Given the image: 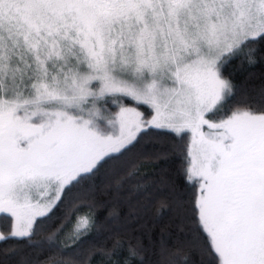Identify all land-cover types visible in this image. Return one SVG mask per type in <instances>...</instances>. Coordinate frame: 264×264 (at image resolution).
<instances>
[{
	"label": "snow or ice",
	"instance_id": "obj_1",
	"mask_svg": "<svg viewBox=\"0 0 264 264\" xmlns=\"http://www.w3.org/2000/svg\"><path fill=\"white\" fill-rule=\"evenodd\" d=\"M262 59L264 0H0V264H88L79 209L153 132L197 189L169 264H264V87L228 71Z\"/></svg>",
	"mask_w": 264,
	"mask_h": 264
},
{
	"label": "trees",
	"instance_id": "obj_2",
	"mask_svg": "<svg viewBox=\"0 0 264 264\" xmlns=\"http://www.w3.org/2000/svg\"><path fill=\"white\" fill-rule=\"evenodd\" d=\"M228 71L233 73L235 82L249 89L264 87V59L251 67L237 60ZM124 103L137 106L129 100ZM139 108L149 116L147 106ZM167 139L170 138L159 137L153 132L135 149L110 161L97 174L94 181L97 195L94 200L83 201L94 207H81L78 212L79 216L89 219L94 216L98 222L84 245L85 250L92 251L88 264H125L129 247L137 246L143 249L140 253L142 264H169L172 257L162 255V249L175 250L191 227L186 218L190 209L178 211L176 199L190 205L197 189L185 178L183 156L173 153L167 158L156 156ZM183 143H189V135ZM137 185H143L147 192L134 191ZM200 261V256L192 252L191 264H200ZM133 264L139 262L133 261Z\"/></svg>",
	"mask_w": 264,
	"mask_h": 264
},
{
	"label": "rangeland",
	"instance_id": "obj_3",
	"mask_svg": "<svg viewBox=\"0 0 264 264\" xmlns=\"http://www.w3.org/2000/svg\"><path fill=\"white\" fill-rule=\"evenodd\" d=\"M129 106H134V105H130V104H128ZM117 110V109H116ZM140 111H142V112H144L143 110H141L140 109ZM146 118H150V116H146ZM189 142H190V134H189ZM0 230H2L1 228H0Z\"/></svg>",
	"mask_w": 264,
	"mask_h": 264
}]
</instances>
